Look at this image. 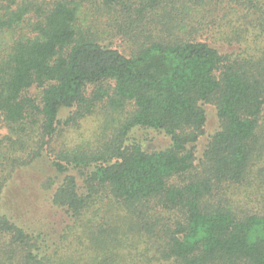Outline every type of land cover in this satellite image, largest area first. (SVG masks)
I'll use <instances>...</instances> for the list:
<instances>
[{
    "label": "trees",
    "instance_id": "trees-1",
    "mask_svg": "<svg viewBox=\"0 0 264 264\" xmlns=\"http://www.w3.org/2000/svg\"><path fill=\"white\" fill-rule=\"evenodd\" d=\"M89 1L54 2L33 36H20L0 57L8 130L0 191L43 158L63 127L103 104L128 115L98 148L56 152L52 167L62 179L52 204L69 220L63 242L1 215L0 264H264V216H239L221 197L244 182L259 150L264 49L255 40L224 55L193 37L188 0H93L126 22L114 35L134 42L126 54L85 28ZM15 4L0 0V37L31 13L11 10ZM206 104L216 106L219 130L198 158ZM137 129L170 144L147 149L130 141Z\"/></svg>",
    "mask_w": 264,
    "mask_h": 264
},
{
    "label": "rangeland",
    "instance_id": "rangeland-1",
    "mask_svg": "<svg viewBox=\"0 0 264 264\" xmlns=\"http://www.w3.org/2000/svg\"><path fill=\"white\" fill-rule=\"evenodd\" d=\"M56 1L58 0H17V4L12 5L11 10L28 6L31 13L22 24L0 37V57L20 36L32 37L33 25ZM187 5L194 13L192 22H196L193 23L194 26H191L190 33L194 28L198 32L193 31L196 33L193 37L211 44L222 54L239 53L247 44L254 43L255 40L256 44L264 49V25H262L264 0H188ZM106 10L102 2L92 0L85 3L82 16L85 28L98 33L103 42L112 43L122 52L129 54L135 47L134 42L129 37L114 36L118 29H122L119 26L126 27V22L121 20V15V17L118 16V20ZM237 30L239 36L236 35ZM31 94L39 97L40 91L35 88ZM205 109L207 126L198 144V151H200L198 158L202 157V151L210 137L219 130L216 106L206 104ZM128 111H131L130 107ZM69 114L70 111H64L61 114V120H65ZM127 115L126 111L120 115L114 114L103 104L79 125L63 127L62 135L54 142L50 150L45 151L43 158L30 167L17 171L7 186L0 191V216H8L19 226L24 225L31 229L42 228L43 231L50 230L53 241L63 242L60 236L64 232V224H68L69 220L64 218L59 209L52 204L54 191L58 181L62 179L52 167L56 152L81 146L89 150L98 148L101 143L110 138L115 128ZM7 135L8 130L0 114V138ZM129 138L130 141L141 142L147 149H164L170 144L166 136L149 129L134 130ZM257 139L259 158L256 159L255 153L250 172L247 173L244 182L238 186H227L224 195L221 196L224 204L228 203L239 216L250 213L264 216V113L260 120ZM72 174L79 177L76 171Z\"/></svg>",
    "mask_w": 264,
    "mask_h": 264
}]
</instances>
